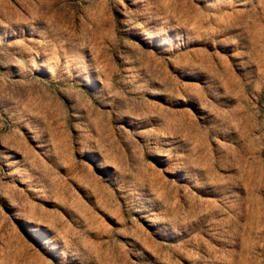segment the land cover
<instances>
[{
	"label": "rangeland",
	"instance_id": "rangeland-1",
	"mask_svg": "<svg viewBox=\"0 0 264 264\" xmlns=\"http://www.w3.org/2000/svg\"><path fill=\"white\" fill-rule=\"evenodd\" d=\"M0 264H264V0H0Z\"/></svg>",
	"mask_w": 264,
	"mask_h": 264
}]
</instances>
